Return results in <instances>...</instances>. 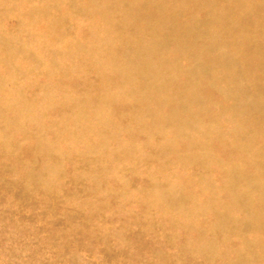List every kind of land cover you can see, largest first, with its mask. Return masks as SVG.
Instances as JSON below:
<instances>
[{
    "label": "rangeland",
    "instance_id": "obj_1",
    "mask_svg": "<svg viewBox=\"0 0 264 264\" xmlns=\"http://www.w3.org/2000/svg\"><path fill=\"white\" fill-rule=\"evenodd\" d=\"M0 264H264V0H0Z\"/></svg>",
    "mask_w": 264,
    "mask_h": 264
}]
</instances>
